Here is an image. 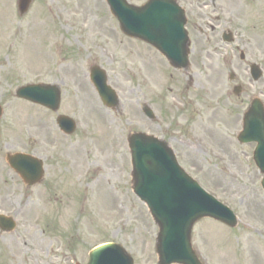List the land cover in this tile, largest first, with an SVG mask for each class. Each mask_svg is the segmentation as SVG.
I'll return each instance as SVG.
<instances>
[{
    "label": "rangeland",
    "instance_id": "374dc122",
    "mask_svg": "<svg viewBox=\"0 0 264 264\" xmlns=\"http://www.w3.org/2000/svg\"><path fill=\"white\" fill-rule=\"evenodd\" d=\"M18 2L0 0L1 213L17 223L11 233L0 230V264H87L105 243L123 246L135 264H159V228L133 192L132 133L167 142L184 170L238 216L236 228L210 219L195 225L193 248L204 264H264L263 174L256 145L237 141L251 102L264 103V75L254 81L250 74L254 63L264 72V0H194L187 71L134 48L105 0H33L25 15ZM229 33L234 43L224 41ZM94 66L118 94L113 110L90 81ZM37 84L61 88L58 113L16 98L19 88ZM58 115L77 122L74 135L62 134ZM14 153L44 161L39 185L28 187L8 166Z\"/></svg>",
    "mask_w": 264,
    "mask_h": 264
},
{
    "label": "water",
    "instance_id": "95a60500",
    "mask_svg": "<svg viewBox=\"0 0 264 264\" xmlns=\"http://www.w3.org/2000/svg\"><path fill=\"white\" fill-rule=\"evenodd\" d=\"M32 1L19 0L18 7L22 15L28 12ZM106 1L125 35L142 39L156 49L165 51L175 67H188L186 18L184 11L174 1L151 0L142 8L130 5L127 0ZM175 42L177 48L171 46ZM251 70L256 81L262 77L258 66L252 65ZM91 78L104 104L116 107L118 97L108 86L105 73L93 68ZM239 91L235 89L236 94ZM16 96L53 111H57L61 103V93L56 86L29 85L18 89ZM145 113L153 117L151 111L145 110ZM2 114L0 105V118ZM58 124L67 134L74 133L76 129L74 121L68 117H60ZM238 140L243 144H257L254 161L264 174V105L260 100H254L245 114L243 131ZM129 144L134 169V192L148 206L160 229L157 239L159 263L201 264L191 243L195 223L209 217L234 228L238 223L236 216L186 174L166 143L151 136L135 134L129 138ZM7 161L28 186L41 182L44 168L39 159L15 154L8 155ZM0 226L11 232L16 224L12 219L0 216ZM88 264H134V261L122 246L106 244L90 253Z\"/></svg>",
    "mask_w": 264,
    "mask_h": 264
},
{
    "label": "flooded vegetation",
    "instance_id": "af4514ba",
    "mask_svg": "<svg viewBox=\"0 0 264 264\" xmlns=\"http://www.w3.org/2000/svg\"><path fill=\"white\" fill-rule=\"evenodd\" d=\"M235 1H236V0H207L208 3H205V2H203V3H204L205 6H208L209 4L215 6V5H217V4H221V5H223V4H225V5H226V4H227V5H228V4H234ZM131 2L136 3L135 0H131ZM145 2H146V1H145ZM145 2H144V3H145ZM177 2L182 6V8H184V10H185V12H186V17H187V21H188V23H187V30H188L189 37H190L189 50H190V58H191V55L193 54V51H194V43H193L192 40H191V36H190V32H189V28H191V25H192L191 22H193V21H192L191 12H190V8L193 7V5H194V0H177ZM144 3H142V4H144ZM198 3H199V1L196 2V4H198ZM136 4H139V3H136ZM139 5H140V4H139ZM197 6H199V5H197ZM131 40H133V41L136 43V45H134V48L137 47V48L139 49V47H143V48L146 49V50L157 52L152 46H150V45L144 43V42L141 41V40H136V39H131ZM139 45H140V46H139ZM171 46L173 47L174 44H171ZM175 48H177V44H175ZM158 54H159V55L161 56V58L165 61V63L168 64L170 68H172V67L170 66L168 60L166 59V57H165L162 53H158ZM190 66H191V60H190ZM172 69L175 70V71H178V70H176V69H174V68H172ZM172 126H173V123H170V125H169V129H171ZM165 131H166V130H165ZM63 135H65V134H63ZM65 136H67V135H65ZM68 137H71V136H68ZM164 138H165V136H164ZM72 148H74V147H72ZM82 148H84V146H83ZM93 148H97V147H93ZM6 196H7V195L4 194L3 197H0V212H3L1 208H2L3 200H4V198H5ZM8 196H9V198H10L11 195H8Z\"/></svg>",
    "mask_w": 264,
    "mask_h": 264
},
{
    "label": "bare ground",
    "instance_id": "6f19581e",
    "mask_svg": "<svg viewBox=\"0 0 264 264\" xmlns=\"http://www.w3.org/2000/svg\"><path fill=\"white\" fill-rule=\"evenodd\" d=\"M37 47V46H36ZM26 49H27V46L25 47ZM34 48H35V46H34ZM37 49V48H36Z\"/></svg>",
    "mask_w": 264,
    "mask_h": 264
}]
</instances>
